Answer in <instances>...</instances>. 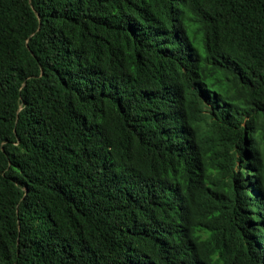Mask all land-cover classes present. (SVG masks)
<instances>
[{"label": "trees", "instance_id": "trees-1", "mask_svg": "<svg viewBox=\"0 0 264 264\" xmlns=\"http://www.w3.org/2000/svg\"><path fill=\"white\" fill-rule=\"evenodd\" d=\"M0 264H264V0H0Z\"/></svg>", "mask_w": 264, "mask_h": 264}]
</instances>
